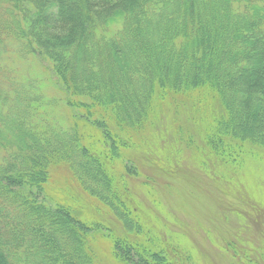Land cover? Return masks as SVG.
<instances>
[{
	"label": "trees",
	"instance_id": "1",
	"mask_svg": "<svg viewBox=\"0 0 264 264\" xmlns=\"http://www.w3.org/2000/svg\"><path fill=\"white\" fill-rule=\"evenodd\" d=\"M9 47L14 60H36L48 82L52 74L56 94L40 96L45 79L4 64ZM188 91L225 109L222 127L208 132L214 155L242 161L233 141L264 148V0H0V264H94L98 229L121 264H170L157 226L122 195L99 144L122 174L142 157L183 169L118 142L114 153L107 120L130 116L142 126L155 97ZM82 122L105 137L82 139ZM58 167L121 220L123 236L78 200L46 194ZM200 167L208 171V161Z\"/></svg>",
	"mask_w": 264,
	"mask_h": 264
},
{
	"label": "rangeland",
	"instance_id": "2",
	"mask_svg": "<svg viewBox=\"0 0 264 264\" xmlns=\"http://www.w3.org/2000/svg\"><path fill=\"white\" fill-rule=\"evenodd\" d=\"M9 48L13 55L6 54L4 64L13 65L30 81L34 80L33 73L40 85L45 79L48 87L40 89V96L50 99L56 94L50 89L52 74H47L48 82L36 60H14L15 47ZM189 93L179 94L174 100L155 97L152 107L146 110L149 120L142 126H133L134 117L130 116L122 117L123 121L107 120L114 153L118 142L131 152L145 150L157 161L165 159L173 167L182 164L183 169L145 165L143 162L149 159L142 157L137 168L122 174L118 160L108 158L102 144L99 146L104 156H100L109 161L108 169H114L113 178L119 183L123 180L119 187L127 202L157 226L159 244L170 264H264V148L233 141L234 149L243 146L242 161H235V154L231 156L235 160L214 155L208 132L215 122L222 127L225 109L213 96L199 91ZM92 125L80 123L85 130L82 139L104 138L99 127ZM204 160L208 161V171L200 167ZM237 164L239 167H235ZM44 189L56 200H78L80 207L85 205L92 216L96 214L103 224L101 228L109 227L118 237L125 234L121 220L85 192L69 170L54 168ZM93 202L102 206V212L94 211L97 205ZM103 233L98 229L91 240L94 264H121ZM129 238L138 242L140 236L131 234Z\"/></svg>",
	"mask_w": 264,
	"mask_h": 264
}]
</instances>
